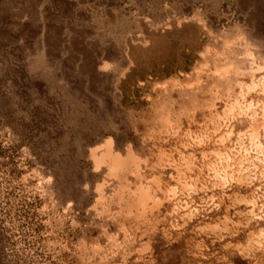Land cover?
Listing matches in <instances>:
<instances>
[{"label": "rangeland", "instance_id": "obj_1", "mask_svg": "<svg viewBox=\"0 0 264 264\" xmlns=\"http://www.w3.org/2000/svg\"><path fill=\"white\" fill-rule=\"evenodd\" d=\"M0 264H264V0H0Z\"/></svg>", "mask_w": 264, "mask_h": 264}, {"label": "bare ground", "instance_id": "obj_2", "mask_svg": "<svg viewBox=\"0 0 264 264\" xmlns=\"http://www.w3.org/2000/svg\"><path fill=\"white\" fill-rule=\"evenodd\" d=\"M260 243V242H259ZM258 245V244H257ZM260 245V244H259Z\"/></svg>", "mask_w": 264, "mask_h": 264}]
</instances>
